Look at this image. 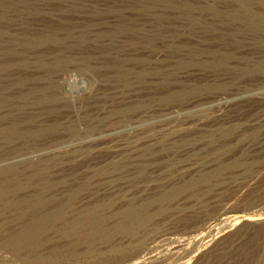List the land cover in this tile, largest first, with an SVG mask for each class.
I'll return each instance as SVG.
<instances>
[{
    "label": "rangeland",
    "instance_id": "obj_1",
    "mask_svg": "<svg viewBox=\"0 0 264 264\" xmlns=\"http://www.w3.org/2000/svg\"><path fill=\"white\" fill-rule=\"evenodd\" d=\"M0 264H264V0H0Z\"/></svg>",
    "mask_w": 264,
    "mask_h": 264
}]
</instances>
